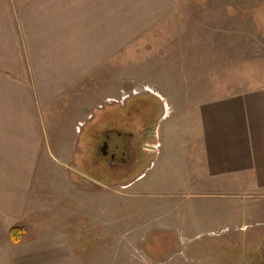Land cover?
<instances>
[{"label": "rangeland", "instance_id": "1", "mask_svg": "<svg viewBox=\"0 0 264 264\" xmlns=\"http://www.w3.org/2000/svg\"><path fill=\"white\" fill-rule=\"evenodd\" d=\"M167 1L39 107L27 225L61 245L54 264H264V187L210 174L197 147L203 105L264 84V0ZM104 142L134 168L103 158Z\"/></svg>", "mask_w": 264, "mask_h": 264}, {"label": "crops", "instance_id": "2", "mask_svg": "<svg viewBox=\"0 0 264 264\" xmlns=\"http://www.w3.org/2000/svg\"><path fill=\"white\" fill-rule=\"evenodd\" d=\"M168 7L167 0H0V264H54L61 250L27 225L40 109L117 57ZM198 121L209 173L250 172L264 187V84L203 105Z\"/></svg>", "mask_w": 264, "mask_h": 264}, {"label": "flooded vegetation", "instance_id": "3", "mask_svg": "<svg viewBox=\"0 0 264 264\" xmlns=\"http://www.w3.org/2000/svg\"><path fill=\"white\" fill-rule=\"evenodd\" d=\"M150 128H147V130H146V136L147 135H149V134H153V131H151V130H149ZM128 136V135H127ZM129 137H133L132 136V133H129ZM105 146V149H102L101 150V152H102V156H103V158H107V156H109L110 157V159L112 160V161H114V163H113V165H115L116 167H118V168H122V167H120L121 166V164H122V166H124V165H132V163L130 162V161H126V159H124V158H121L120 156H117L116 154V150H115V148H113V150L112 151H110V150H108L110 147H108V145H107V143L106 142H104L103 143V147ZM117 149H118V147H117ZM110 152H112L111 154H110ZM119 161V162H118ZM134 163H136V162H134ZM134 166H135V164H133L132 165V168H134Z\"/></svg>", "mask_w": 264, "mask_h": 264}, {"label": "trees", "instance_id": "4", "mask_svg": "<svg viewBox=\"0 0 264 264\" xmlns=\"http://www.w3.org/2000/svg\"><path fill=\"white\" fill-rule=\"evenodd\" d=\"M19 233V229L18 228H13L10 230L9 232V238L12 242L16 241V237L18 236L17 234Z\"/></svg>", "mask_w": 264, "mask_h": 264}, {"label": "water", "instance_id": "5", "mask_svg": "<svg viewBox=\"0 0 264 264\" xmlns=\"http://www.w3.org/2000/svg\"><path fill=\"white\" fill-rule=\"evenodd\" d=\"M153 134H155L154 131H153ZM143 146H144V148H146V149H151V150H154V149H155V147H153V146H148V145H143ZM102 149H105V146H104Z\"/></svg>", "mask_w": 264, "mask_h": 264}]
</instances>
